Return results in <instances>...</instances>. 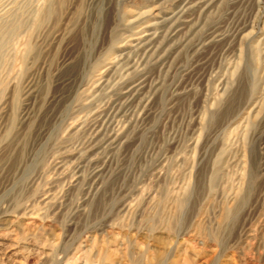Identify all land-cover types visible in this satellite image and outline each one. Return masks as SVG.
<instances>
[{"label": "rangeland", "instance_id": "rangeland-1", "mask_svg": "<svg viewBox=\"0 0 264 264\" xmlns=\"http://www.w3.org/2000/svg\"><path fill=\"white\" fill-rule=\"evenodd\" d=\"M185 1L0 0V264H264V0Z\"/></svg>", "mask_w": 264, "mask_h": 264}, {"label": "bare ground", "instance_id": "bare-ground-1", "mask_svg": "<svg viewBox=\"0 0 264 264\" xmlns=\"http://www.w3.org/2000/svg\"><path fill=\"white\" fill-rule=\"evenodd\" d=\"M208 2V0H186L185 1V4H184V8L188 5H191V4H194L193 6L197 7V6H205V4ZM58 3V0H45V4L44 5V9L41 10L43 11V14L40 16V18L37 20V25H41L45 22V20L47 18H50L51 16H53L54 12H55V5ZM179 7V6H178ZM195 9V8H194ZM197 9V8H196ZM40 11V12H41ZM42 13V12H41ZM186 13V10H180V12H178L176 14V17H177V22L179 23V19H182L184 17ZM191 13V12H190ZM38 14V13H37ZM15 15V14H13ZM39 15V14H38ZM37 15V17H38ZM36 17V18H37ZM7 19V18H6ZM36 20V19H35ZM34 20V21H35ZM18 23L14 24V31L18 30L19 28H21V25H23V22L20 20V18L18 17L17 20H16ZM7 20L5 21V18L3 19V22L0 26V53H2V51L5 49V46L7 45L8 43V36H9V26L7 25ZM10 25V24H9ZM188 26V25H187ZM11 33V32H10ZM143 33H147V35H144V36H137V37H134L132 39H130V41L128 42L129 43H134L135 44V48H137L138 50H145L147 47H149L151 44H153V42L156 40L157 36H158V33L157 32H152L151 30H147V31H142V33H139L137 35H140V34H143ZM12 35V34H11ZM17 36V35H16ZM10 37V36H9ZM11 38V37H10ZM127 44V45H128ZM133 45V44H132ZM134 52V51H133ZM149 54V53H148ZM127 55V54H126ZM1 56V55H0ZM142 56V55H141ZM120 58V57H119ZM118 57L117 58H113L111 59L109 62H107L105 64V67H104V71L102 73L99 74L98 76V79L96 81V85L95 87L96 88H101L103 89L104 91L107 90V89H111L112 93L114 92V95L113 97L116 96V98H127L126 100H129L131 98H133L134 95H137L138 93H140V91L143 89V87L145 86V82L144 81H139L138 79L130 82L129 81V75H131L135 70V71H138V67L142 64H136V67L134 69V67H132L130 70H129V67L127 70V74L124 75L123 77H121L122 81L121 82H114L113 84L111 83H108L107 81H104V78H105V75L113 69V67H115L114 63L117 59H119ZM126 58V65H123L125 67H127L129 65V56L125 57ZM124 58V59H125ZM132 58V57H131ZM145 60V59H144ZM131 62V61H130ZM132 70V72H130ZM120 71V70H119ZM123 71V70H122ZM144 71L145 70H141V72L139 73V75H142L144 74ZM111 72V71H110ZM129 72V73H128ZM120 76V75H119ZM118 84L120 85V87H118ZM102 90V91H103ZM145 90V89H144ZM144 92V91H143ZM95 93V92H94ZM94 93H91V98L92 96L94 95ZM101 95V94H100ZM86 100H88V97H86ZM120 100V99H119ZM120 103V102H119ZM117 109V108H116ZM126 110V109H125ZM128 112V111H127ZM108 114V113H107ZM86 120L88 119V117L86 116L85 118ZM118 119V118H117ZM95 121V119H94ZM103 121V119H102ZM202 121V120H201ZM200 124H202L200 122ZM93 123L90 125L92 126ZM95 126V125H94ZM112 128V127H111ZM115 128V127H114ZM103 134V133H102ZM122 134L121 132L117 133L116 135V138ZM107 141V140H106ZM109 141V140H108ZM107 141V142H108ZM96 169V168H95ZM215 179V178H213ZM241 203V202H240ZM239 203V204H240ZM178 207L181 209L182 207H184L185 205V198L182 199V200H178V203H177ZM238 206V205H237ZM236 206V207H237ZM240 207V205H239ZM236 210H234L235 212ZM227 213V212H226ZM226 217V216H225Z\"/></svg>", "mask_w": 264, "mask_h": 264}]
</instances>
